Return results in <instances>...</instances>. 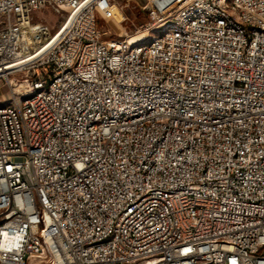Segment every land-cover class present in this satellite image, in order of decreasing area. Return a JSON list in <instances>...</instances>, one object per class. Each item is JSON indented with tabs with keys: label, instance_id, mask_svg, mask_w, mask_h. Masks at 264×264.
<instances>
[{
	"label": "built area",
	"instance_id": "built-area-1",
	"mask_svg": "<svg viewBox=\"0 0 264 264\" xmlns=\"http://www.w3.org/2000/svg\"><path fill=\"white\" fill-rule=\"evenodd\" d=\"M106 1L0 0V89L16 97L0 114V264L43 260L30 195L45 206L54 264H113L123 250H134L129 264H264V0L232 4L245 13L237 33L203 19L120 56L127 39L105 41L97 27ZM146 1L150 24L192 6L221 11L217 0ZM41 12L60 18L55 29ZM38 85L49 93L19 110ZM160 89L189 95L186 115L167 97L134 118ZM115 111L129 122L105 124ZM106 232L117 240L93 249Z\"/></svg>",
	"mask_w": 264,
	"mask_h": 264
},
{
	"label": "bare ground",
	"instance_id": "bare-ground-1",
	"mask_svg": "<svg viewBox=\"0 0 264 264\" xmlns=\"http://www.w3.org/2000/svg\"><path fill=\"white\" fill-rule=\"evenodd\" d=\"M221 11L211 7L192 6L187 9L185 13H170L166 15L162 21L156 24L147 25L144 29L145 33L153 32L154 35L147 40L137 39L134 41L124 40L121 48H113V56L127 55V52H146L156 44L166 41V37H185L186 27H194L199 21L203 19L210 23H215L217 26L225 28L230 33H237V26L233 20L237 19L238 24H245V13H237L235 4L244 0H217ZM151 34V33H150ZM149 34V35H150ZM79 57H72L70 62V69H78ZM85 78H93V71H85ZM49 93L48 85L33 86L31 90H27L19 95V110H26V105L38 101L42 96ZM147 89H139V97H146ZM173 101V105L178 106V115H186L189 111V95H180L176 97V92H170L169 89H160L159 93L152 97L145 98L144 108L134 110V118H145L147 115H153V107L161 106L164 101ZM198 105H205V98H198ZM10 106H16V97L10 96L7 104H0V114L9 112ZM129 122V115L127 111H115L111 116H104V123L110 126H118ZM165 118L155 119V126H164ZM93 128H100L101 118L92 119ZM141 133V126H133L131 128V135H139ZM23 181L31 182V174L23 173ZM156 198V190L146 191V199ZM171 198H178V190H171ZM29 221H34L32 225V236H34L35 250L43 258L41 261L27 260L23 264H54L55 253L52 247L49 246L46 238V212L45 206H38L37 195H30V214ZM1 228V220H0ZM119 237H129V230H119ZM117 240L116 232H106L102 237L95 238L93 241V249H100V246H106ZM134 257V250H123V256H113V264H129V258ZM149 264H160V260H149Z\"/></svg>",
	"mask_w": 264,
	"mask_h": 264
},
{
	"label": "rangeland",
	"instance_id": "rangeland-1",
	"mask_svg": "<svg viewBox=\"0 0 264 264\" xmlns=\"http://www.w3.org/2000/svg\"><path fill=\"white\" fill-rule=\"evenodd\" d=\"M103 6L108 9L109 14L101 13L100 10L96 13L97 27L103 40L125 38L127 41H134L144 37L147 40L154 35L153 32H144L145 27L152 21L151 7L146 0H109ZM37 15L46 19L52 29L57 27L60 20L51 13L41 12ZM6 93V89H0V104H7L10 100Z\"/></svg>",
	"mask_w": 264,
	"mask_h": 264
}]
</instances>
